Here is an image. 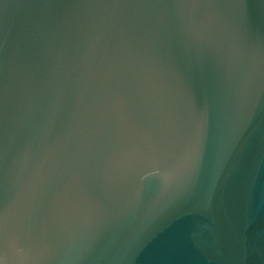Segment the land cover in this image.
Masks as SVG:
<instances>
[{
	"label": "water",
	"instance_id": "obj_1",
	"mask_svg": "<svg viewBox=\"0 0 264 264\" xmlns=\"http://www.w3.org/2000/svg\"><path fill=\"white\" fill-rule=\"evenodd\" d=\"M101 6L127 40L122 100L47 126L40 87ZM21 194L25 229L61 220L53 264H129L136 224L134 264H264V0H0V213ZM89 209L119 216L68 225Z\"/></svg>",
	"mask_w": 264,
	"mask_h": 264
},
{
	"label": "clouds",
	"instance_id": "obj_2",
	"mask_svg": "<svg viewBox=\"0 0 264 264\" xmlns=\"http://www.w3.org/2000/svg\"><path fill=\"white\" fill-rule=\"evenodd\" d=\"M98 21L82 32L43 81L37 102L41 109L42 122L50 126L56 115L71 104L72 113L87 111L92 103L101 102L104 107L118 104L122 100L119 91L120 79L128 60V46L125 36L117 35L112 18L118 15L101 6L95 14ZM252 80L239 88L236 103L243 107L251 93ZM195 127L199 121L192 118ZM26 199L21 194L10 210L0 213V251L6 250L10 264H53L59 253L57 229L61 224L57 213L51 214L49 228L36 231L25 229L23 210ZM118 213H104L95 209L74 215L67 223L70 227L84 229L95 235L101 228L114 224ZM140 224L123 229L118 237L117 252L129 255V264H134L135 255L143 247ZM84 259L85 256H81ZM0 264H4L0 261Z\"/></svg>",
	"mask_w": 264,
	"mask_h": 264
}]
</instances>
